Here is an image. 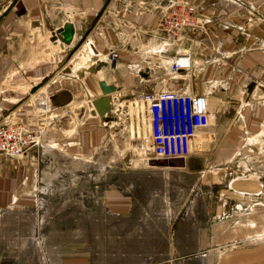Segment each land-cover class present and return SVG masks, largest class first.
I'll list each match as a JSON object with an SVG mask.
<instances>
[{
    "label": "rangeland",
    "instance_id": "obj_1",
    "mask_svg": "<svg viewBox=\"0 0 264 264\" xmlns=\"http://www.w3.org/2000/svg\"><path fill=\"white\" fill-rule=\"evenodd\" d=\"M193 5L197 13L198 8ZM120 20L117 27L123 26ZM78 52L72 59L71 69L80 63H88L91 68L79 69L73 75L85 70L93 72L94 66L87 55H77ZM163 60L169 67L171 62ZM154 63L150 66L159 68ZM207 67L182 72L184 76L189 74L184 79H176L183 84L180 89L219 98V89L211 88V83L202 78L212 73ZM59 69L56 65L54 71ZM71 69L61 68V72L71 74ZM169 72L163 68L155 70L156 76L143 90L164 87ZM217 75L219 79V71ZM25 86L20 82L3 87L7 89L6 94L19 96L16 102L5 101V108L28 101L25 90L28 87L32 92L33 89L30 83ZM141 89L135 80L124 91L108 93V97H116L115 107L117 103L120 105L117 111L120 118L116 124L108 125L111 121L106 119L114 120L117 115L113 102L103 115L96 114L105 126L100 123L103 128L95 143L97 146L84 150V156L94 160L92 164L66 167V158L46 153L41 156L39 152L36 205L31 206L33 201L26 200L20 209L18 206L0 208V264H264V198H244L236 191L242 190V185L254 189L252 183L245 181L264 178V136L253 144L247 141V135L228 134L227 126L225 130L224 127L217 130L229 121L235 111L231 106L237 97L231 100L225 116H221L218 108L211 110L209 127L193 141V150L187 158L189 166L167 174L161 170L164 167L158 166H164L167 161L153 158L147 150L149 124L146 108L139 100ZM94 95L102 96L98 86L94 88ZM135 101L138 102L135 104ZM109 160H112L110 167L105 166ZM99 199L105 202L99 203L100 209L96 207ZM206 202L210 211L205 208ZM106 203L108 206L110 203L113 212H120L114 221H126L129 225L133 220L142 221L143 212L156 214L165 209L183 215L191 208L196 210V216L195 221L190 220L191 224L187 220L179 226L177 223L178 229L171 224L168 229L142 226L141 230L112 226L110 231V220L103 210ZM113 244L115 248H111ZM160 248H165V254ZM146 252L151 260L139 262L137 254L146 255ZM174 253H179L181 258L168 261ZM184 253L191 257L183 258ZM164 256L167 259L163 260Z\"/></svg>",
    "mask_w": 264,
    "mask_h": 264
},
{
    "label": "crops",
    "instance_id": "obj_2",
    "mask_svg": "<svg viewBox=\"0 0 264 264\" xmlns=\"http://www.w3.org/2000/svg\"><path fill=\"white\" fill-rule=\"evenodd\" d=\"M189 1L198 8L200 25L184 29L186 38L180 46L171 47L161 56L153 54L151 59L143 62L138 55L137 45L149 44V35L157 27L169 0H0V123L16 118L28 129L40 131L39 145L25 155L16 157L0 153V208L18 206L20 209L26 205V200L33 201L31 206L36 205L39 193L37 162L40 155L57 154L66 158V167L94 162L91 157L84 156V150L97 144L103 128L100 126L103 121L91 108L93 100L99 97L94 95V88L99 87L100 73L107 83L121 88L116 89L118 92L131 87L135 80L141 84L143 92L146 91L143 88L150 86L149 82L159 68L170 71L162 88L180 89L183 84L176 79H184L189 74L184 76L182 72L198 71L208 66L212 73L202 78L211 83V88L219 89L220 97L190 93L203 96L207 107L210 110L218 108L221 116L233 97H237L235 105L231 106L235 111L227 119V124L222 123L220 128L224 127L225 130L227 126L230 135H247L246 140L253 144L257 138L264 136V0ZM117 17L121 18L123 26L112 24L116 22L115 19L119 22ZM67 23L71 24L72 35L68 41H64L59 31ZM86 32L88 34L82 45H88L83 48L81 45L70 56L71 50ZM88 47L91 48L89 51ZM111 51L117 53L116 59L109 57ZM77 52V55L86 54L89 63L97 70L93 68V72H78L77 75L62 73L61 68L71 69L72 59ZM179 53L189 56V67L174 71L168 67L150 66L163 57L170 58L169 62L172 63ZM54 64L59 65V71H54ZM50 71L51 74L54 72L53 75L49 74ZM218 71L219 79L216 78ZM20 82L26 86L30 83L32 89L41 84L32 92L25 86L28 101L5 108V101L16 102L19 96L6 94L7 89L3 87ZM19 91L22 92L21 89ZM109 98L112 99L111 96ZM39 99H45L46 105L43 106ZM220 128L217 130H222ZM174 161L169 160L164 166H158L164 167L161 170L167 174L189 166L187 159L178 160V163ZM111 162L109 160L104 165L110 167ZM245 183H252L255 190L242 185V190H236L239 195L264 198V190H261L264 178L257 177L253 182L249 180ZM99 203L105 202L101 199L96 201L98 209L101 208ZM205 205L210 211L208 202ZM103 210L109 217L110 231L113 230L112 226L136 230H141L142 226L145 229H168L171 224L175 227L178 223L179 226L186 220L191 224L190 220L195 221L196 216V210L191 208L183 215L176 210L165 209L156 214L143 212L142 221L133 220L129 225L126 221H114L120 212H113L110 203L109 206L104 204ZM178 226L175 229L180 228ZM111 248H115V245ZM160 250L165 254V248ZM143 253L137 254L140 256L139 262L151 260L147 252L146 255ZM179 256V253H174L168 257V261H174ZM182 257L189 258L191 255ZM162 258L167 259L165 256Z\"/></svg>",
    "mask_w": 264,
    "mask_h": 264
},
{
    "label": "built area",
    "instance_id": "obj_3",
    "mask_svg": "<svg viewBox=\"0 0 264 264\" xmlns=\"http://www.w3.org/2000/svg\"><path fill=\"white\" fill-rule=\"evenodd\" d=\"M199 25L200 20L192 3L186 0H169L157 27L149 35L152 43L162 45L153 54L158 53L161 56L171 47H177V43L180 44L186 38L184 29ZM109 57L113 60L118 56L115 51H111ZM146 60L147 57L142 58L143 62ZM156 65L161 67L159 62ZM189 66L188 55L176 54L168 68L176 71ZM139 100L146 108L149 124L147 150L152 157L166 161L187 159L193 150V141L199 132L210 125L212 119V112L207 107L205 98L184 89L160 88L156 91L140 92ZM40 103L45 106V99ZM39 143L40 131L30 130L17 121L0 123V153L23 156Z\"/></svg>",
    "mask_w": 264,
    "mask_h": 264
},
{
    "label": "water",
    "instance_id": "obj_4",
    "mask_svg": "<svg viewBox=\"0 0 264 264\" xmlns=\"http://www.w3.org/2000/svg\"><path fill=\"white\" fill-rule=\"evenodd\" d=\"M103 11L104 10H102L98 14V16L96 18L97 20H99ZM70 27H71V24L67 23L59 31V33L62 35L60 37H62L64 41H68L72 35V30ZM87 34H88V32H86V34L84 36H82V38L79 40V42L74 46L73 50H71L70 56L82 45V43L85 41ZM98 84H99V87L102 91V96L95 98L93 100L92 104L94 106L95 112L98 115H103L104 112L108 109L109 102H110V99H109L107 94L110 92L112 93V92L116 91V86H114L113 84L106 83V81H104V80H99ZM38 87L36 86L32 91H34Z\"/></svg>",
    "mask_w": 264,
    "mask_h": 264
},
{
    "label": "bare ground",
    "instance_id": "obj_5",
    "mask_svg": "<svg viewBox=\"0 0 264 264\" xmlns=\"http://www.w3.org/2000/svg\"><path fill=\"white\" fill-rule=\"evenodd\" d=\"M115 19V18H114ZM116 20V22H114V23H112V24H115V25H117L119 22L117 21V19H115ZM83 46V45H82ZM137 46H139V50H138V55L140 56V57H142V58H145V56L146 55H148V56H150V55H152L153 54V52L154 51H157V50H160L161 48H162V45H158V44H154V43H149L148 45H143V44H139L138 43V45ZM62 47V46H61ZM146 51H147V53H146ZM179 54H182V53H179ZM84 57V56H83ZM163 59H166V62H169V60H170V58L168 59V58H162V59H159V64L161 65V67L162 66H164V67H167L166 65H165V63L163 62V61H165V60H163ZM175 59V58H174ZM182 60V59H181ZM183 60H185V59H183ZM85 60H83V62H84ZM89 68H91V65L90 64H83V63H80V64H78V66L77 67H75V68H73L72 69V71H71V73L73 74L74 72H77V70H84V69H89ZM93 68V67H92ZM86 71V70H85ZM100 75V74H99ZM100 78H101V80H104V77L102 76V75H100ZM111 93V92H110ZM42 101V100H41ZM111 102H113L111 105H113L112 106V108H115V112H116V114H117V111L119 110V108H120V105L117 103V106L118 107H115L116 106V102H115V100H114V97L111 99ZM138 101H135V104L137 103ZM109 104H110V102H109ZM110 105V106H111ZM142 105H144L143 103H142ZM94 107V106H93ZM94 109V108H93ZM97 114V113H96ZM118 118H120L119 116H118V114L116 115V118L113 120V119H111L110 117H108L106 120L107 121H111V122H109L108 123V125H114V124H116L117 123V121H118ZM148 135H149V133H148ZM198 136V135H197Z\"/></svg>",
    "mask_w": 264,
    "mask_h": 264
}]
</instances>
